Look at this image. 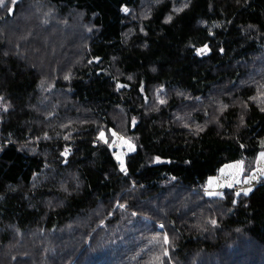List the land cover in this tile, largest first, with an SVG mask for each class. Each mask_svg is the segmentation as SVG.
<instances>
[{
  "label": "trees",
  "instance_id": "trees-1",
  "mask_svg": "<svg viewBox=\"0 0 264 264\" xmlns=\"http://www.w3.org/2000/svg\"><path fill=\"white\" fill-rule=\"evenodd\" d=\"M5 5L0 264H264V183L209 195L264 152V0Z\"/></svg>",
  "mask_w": 264,
  "mask_h": 264
},
{
  "label": "rangeland",
  "instance_id": "rangeland-1",
  "mask_svg": "<svg viewBox=\"0 0 264 264\" xmlns=\"http://www.w3.org/2000/svg\"><path fill=\"white\" fill-rule=\"evenodd\" d=\"M116 139L117 138H115V140ZM111 150H114L116 155L118 154L122 155L124 160L126 158V155L134 152V151H130L128 145L123 144L121 141L119 143L115 141L114 144L111 145ZM235 164L237 163L229 164V165H235ZM225 166L222 168L224 169L223 172H221L220 170V173L217 176L210 179L213 181L212 185L215 186V189H219L217 192L219 194H221L223 191L226 190H236V189L244 190L249 187L254 189V187L257 186L258 184L264 183V173L260 171V170H264V159H261L260 155L257 156L255 159L249 160V162H243L242 165H240V168L242 170H239L238 175L236 174L238 169L226 168ZM253 175H256L257 177H259V179L252 180L251 183H246V181L250 180ZM237 180L239 181V183L235 182ZM229 183H231L232 185L231 187L228 186ZM214 196H218V195H214ZM160 229L162 228L160 227Z\"/></svg>",
  "mask_w": 264,
  "mask_h": 264
},
{
  "label": "snow or ice",
  "instance_id": "snow-or-ice-1",
  "mask_svg": "<svg viewBox=\"0 0 264 264\" xmlns=\"http://www.w3.org/2000/svg\"><path fill=\"white\" fill-rule=\"evenodd\" d=\"M15 2H16V0H12V3H13V4H15ZM185 6H187V5H185ZM0 7H6V5H5V0H0ZM8 10L11 11L10 8H9ZM123 11L127 12L128 9L125 7V8L123 9ZM170 20H171V17H168V21H170ZM196 51H197V54H198V55H202V54H205L206 52L210 51V49L208 48L207 45H204L202 48L197 49ZM221 51H223V49H221ZM153 71H155V69H153ZM129 79H131V77H129ZM119 87H124V86H123V85H119ZM3 99H4L3 97H0V101H3ZM161 103H163V101H161ZM6 110H7V107L5 106V111H6ZM261 110L264 111V109H261ZM133 123H135V121H133ZM112 135H113L114 137H117V133H116V132H112ZM66 138H67V137H66ZM98 139L103 140L105 144L108 143V141L105 139V134H104L103 131L100 132ZM117 139H119L123 144H127V145H128V148H129L130 151H135V146H134L133 144H131L130 141L125 140L123 137H117ZM261 144H262V146H264V141H262ZM0 150H2V149H0ZM68 151H69V149H65V153H67ZM260 158H261V159H264V152H261V153H260ZM116 159L119 161V164H120V171H121V172H124L125 174H127V168L125 167L123 156L118 154V155H116ZM155 160H156L157 162H161V158H160V157H156ZM169 162H170V161H169ZM242 163H243V162L240 161V162H237V164H235V165H226L225 167H226V168H236V169H238V171H237V173H236V174L238 175V174H239V170H242V169L240 168V165H242ZM223 171H224V169H221V172H223ZM260 171H261L262 173H264V170H260ZM257 179H259V177H257L256 175H253V176L251 177L250 180L246 181V183H251L252 180H257ZM212 182H213V181L210 180V181H209V184L211 185ZM235 182H236V183H239L238 180L235 181ZM228 186L231 187V186H232L231 183H229ZM252 191H253V189H252L251 187H249V188L243 190V194H244L245 196H247V195H249ZM209 195H222V194H219V193H209ZM236 195L239 196V195H240V192H237ZM212 223L214 224L215 221H212ZM160 227L163 228L164 226H163V225H160ZM163 242H164L165 244L169 243V238H168L167 234L164 235V237H163ZM164 254L167 255V249H165Z\"/></svg>",
  "mask_w": 264,
  "mask_h": 264
},
{
  "label": "water",
  "instance_id": "water-1",
  "mask_svg": "<svg viewBox=\"0 0 264 264\" xmlns=\"http://www.w3.org/2000/svg\"><path fill=\"white\" fill-rule=\"evenodd\" d=\"M20 2V0H16V4H18ZM13 12H14V9H11L10 11V15L11 17L13 16ZM208 48L210 49L209 45L207 44ZM209 54H211V50L206 52L204 55L208 56Z\"/></svg>",
  "mask_w": 264,
  "mask_h": 264
},
{
  "label": "built area",
  "instance_id": "built-area-1",
  "mask_svg": "<svg viewBox=\"0 0 264 264\" xmlns=\"http://www.w3.org/2000/svg\"><path fill=\"white\" fill-rule=\"evenodd\" d=\"M1 146V145H0Z\"/></svg>",
  "mask_w": 264,
  "mask_h": 264
}]
</instances>
